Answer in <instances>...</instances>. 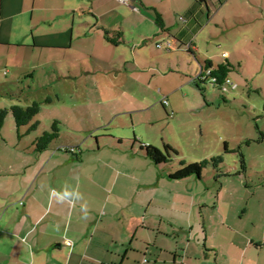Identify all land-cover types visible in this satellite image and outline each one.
Masks as SVG:
<instances>
[{"label":"crops","instance_id":"0c3cea01","mask_svg":"<svg viewBox=\"0 0 264 264\" xmlns=\"http://www.w3.org/2000/svg\"><path fill=\"white\" fill-rule=\"evenodd\" d=\"M165 1L0 0V81L31 85V91L91 74L99 90V77L113 65L149 73L148 62L180 51L175 41L191 49L200 18L209 17L206 0H190L185 18L176 22L178 9L165 10ZM105 30L120 33L121 43L107 42ZM208 61L198 60L200 74ZM1 133L0 264H211L209 254L217 251L208 246L206 224L192 218L201 199L171 185L170 177L155 180L134 167L140 157L134 146L111 153L76 136L37 152L41 135L29 141L30 133L19 131L16 143Z\"/></svg>","mask_w":264,"mask_h":264},{"label":"rangeland","instance_id":"374dc122","mask_svg":"<svg viewBox=\"0 0 264 264\" xmlns=\"http://www.w3.org/2000/svg\"><path fill=\"white\" fill-rule=\"evenodd\" d=\"M205 2L209 17L202 16L200 31L191 34V49L175 41L180 51L167 54L170 59L148 62L151 68L145 70L149 73H139L130 65L128 71L113 65L107 75L99 77V90L91 74L62 81L56 88L33 87L31 91V85L2 84L5 78L0 81V109L40 102L41 111L33 121L39 123L38 129L32 133L29 126L20 129L30 133L26 139L51 131L58 121L62 137L53 147L68 144L76 136L95 149L99 142L111 153L134 146L140 157L133 166L155 180H168L181 162L197 164L223 157L217 168L209 164L200 179L169 181L185 186L196 200L201 199L200 205L208 206L201 210L197 205L192 218L193 224H206L208 246L217 251L218 255L210 252L209 263L216 264L217 258L218 264H264V248L255 245L264 240V0ZM189 5L190 0L164 2L165 10L178 9L175 21L179 23L178 17L186 15ZM154 50V46L149 48V54H155ZM224 52L236 67L229 77L233 85L220 91L210 80L194 82L200 75L198 60L209 58L217 67L226 60ZM12 94L19 96L14 99ZM49 97L52 104L47 102ZM165 100L164 108L161 101ZM14 120L10 113L1 132L18 143ZM135 137L162 151L168 144L178 155L172 163L157 166L133 142ZM120 139L122 144L117 145Z\"/></svg>","mask_w":264,"mask_h":264},{"label":"trees","instance_id":"16d2710c","mask_svg":"<svg viewBox=\"0 0 264 264\" xmlns=\"http://www.w3.org/2000/svg\"><path fill=\"white\" fill-rule=\"evenodd\" d=\"M196 4L197 0L195 5ZM194 8L189 10V13H192ZM159 25H162L160 20ZM104 32L107 42H110L114 46H117L121 43L122 37L120 33H112L106 30ZM228 60L229 59L226 58L224 63L219 64L215 68L213 67L211 62H205L202 66V73L196 78V82L202 83L210 80L212 82V86L220 91H224L227 89V87H231L233 83L229 77L232 72L236 71V67L229 63ZM228 81L230 82V84ZM50 101V99L47 100L48 103ZM41 105L42 103L35 102L27 106L26 108L19 105H12L10 108L0 109V133L3 129L4 122L10 113H12L13 117L15 118L14 121L18 132L22 127L26 126L30 127V132H35L39 127V123L33 121H35V118L40 113ZM59 125L60 124L58 121L53 122L51 131H45L39 138H36L34 147L37 152H43L44 150L46 151L51 146V144L59 140L61 134ZM118 142L121 144L122 140L120 139L118 140ZM133 142L137 143L140 146V151L144 153L146 158H148L157 166H163L172 163L174 156L178 155L177 151L168 144L163 145L164 150L162 151L161 149L152 145H145V143L140 142L136 137ZM62 151L68 152L69 149L62 148ZM222 159L223 157H217L208 160L206 159L197 164H187L185 162H181V168L174 174H170L169 177L171 180L176 181H182L192 176L194 178L200 179L203 170L209 164L217 168V166L222 162ZM242 164L244 165L243 160ZM255 245L257 246V248H264V240L261 243H255Z\"/></svg>","mask_w":264,"mask_h":264},{"label":"built area","instance_id":"2783aa9c","mask_svg":"<svg viewBox=\"0 0 264 264\" xmlns=\"http://www.w3.org/2000/svg\"><path fill=\"white\" fill-rule=\"evenodd\" d=\"M119 2H125V3H127L128 2V0H118ZM172 41H168V42H166L165 43V47H166V49H167V51H171L172 49H173V44L171 43ZM157 47L158 48H161V45L160 44H158L157 45ZM224 57H228V53H226V54H224ZM229 82V81H228ZM229 84H230V82H229ZM164 104L165 105H167L168 104V102L167 101H164ZM74 150H72V152H73Z\"/></svg>","mask_w":264,"mask_h":264}]
</instances>
